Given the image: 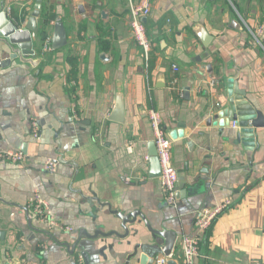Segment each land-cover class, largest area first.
Wrapping results in <instances>:
<instances>
[{"label":"crops","instance_id":"obj_1","mask_svg":"<svg viewBox=\"0 0 264 264\" xmlns=\"http://www.w3.org/2000/svg\"><path fill=\"white\" fill-rule=\"evenodd\" d=\"M37 5L34 57L15 59L0 37V156H27L22 164L0 158V264H78L83 253L86 264H139L136 247L152 243L151 230L178 235L172 261L183 264L181 239L197 234V212L226 199L233 206L201 233L196 264H264V127L249 146L237 142L239 123L221 116L237 83L264 123V0H151L147 59L129 0H0V15L6 9L25 31ZM58 19L67 45L53 51ZM151 110L173 142L176 206L149 177ZM47 159L58 161L56 173L43 171ZM34 191L71 232L37 220L28 209ZM110 209L145 220L125 230ZM96 230L121 236L65 246Z\"/></svg>","mask_w":264,"mask_h":264},{"label":"built area","instance_id":"obj_2","mask_svg":"<svg viewBox=\"0 0 264 264\" xmlns=\"http://www.w3.org/2000/svg\"><path fill=\"white\" fill-rule=\"evenodd\" d=\"M151 0H129V20L130 28L132 31L133 39L137 46L143 51L145 58L147 59L152 51V43L149 39L146 20L151 15ZM259 36L264 34V25L257 31ZM255 40L260 44L261 41L257 35L253 36ZM263 47V46H262ZM46 50H49L46 48ZM176 72L178 69H174ZM73 118L78 119L76 111L73 110ZM149 121L154 135V144L159 159L161 168V176L159 178L160 186L165 197L166 202L170 206H176L178 200L177 185H178V172L172 161V144L173 142L167 135L166 129L163 126V121L159 113L154 110L149 112ZM236 127L237 123H234ZM32 138L39 140L41 138L39 132V126L36 121L32 122ZM128 152L132 154V149L129 147ZM26 154L23 150L18 151H6L0 158L9 161L13 164H22L26 160ZM145 160L149 162V157L146 156ZM58 168V161L53 159H47L43 163V171L47 173H56ZM233 206L231 199H226L219 205L212 209H202L197 212L194 221V230L197 234L184 235L182 241V255L183 264H196L197 258L199 257L200 250V235L203 232L208 231L213 223L222 214L229 211ZM28 209L35 215L37 220L45 225L48 230H61L71 232L72 229L69 227H63L59 223L52 213L49 202L43 198L38 192L34 191L28 200ZM173 254L169 257L159 256L155 259L154 264H168L172 260ZM78 264H86L82 255L78 256Z\"/></svg>","mask_w":264,"mask_h":264},{"label":"water","instance_id":"obj_3","mask_svg":"<svg viewBox=\"0 0 264 264\" xmlns=\"http://www.w3.org/2000/svg\"><path fill=\"white\" fill-rule=\"evenodd\" d=\"M41 6H36V11L33 13L32 18L29 21V24L25 31H20L19 28L11 21L8 20L7 10L5 9L0 15V37L5 39L9 46H11L13 51V57L16 59L18 57H34L35 51L33 49L32 42V33L37 31V19L40 17ZM67 45V32L63 23L58 19V23L55 27V32L52 41V50L58 51L64 48ZM229 95V109L225 111L221 116L228 117L229 121H236L239 123V132L237 134V142H246L248 145L255 142V130L264 127L263 116L260 112H256L254 109L250 108L246 102H244L245 93L240 91L238 84L230 88ZM233 94L238 97H232ZM121 110V104L118 107V111ZM218 119V117H216ZM115 122H122L121 118L111 119ZM180 133L179 136H181ZM250 146V145H249ZM61 163L64 162L63 159L60 160ZM149 165L150 172L149 177L151 179H159L161 176V168L159 164V159L157 156V151L155 144L150 145L149 151ZM100 203V202H99ZM102 207L108 206L103 203H100ZM112 215H114L118 220L121 221V227L127 229L129 225L135 224L138 218L144 217L140 212H133L129 214L119 213L109 210ZM31 223V222H30ZM147 227L149 224L146 223ZM154 238L152 243L139 245L136 247L134 256L139 255V264H154L155 257L158 255H164L169 257L172 255L177 242L178 235L173 231H155L151 230ZM121 236L116 232L103 233L102 231L96 230L93 234H88L85 231H81L79 240L72 244L65 246L69 249L75 251L77 245L82 240V237H85L89 240H95L98 237H108V236ZM83 258L85 262L88 263V256L83 253ZM168 264H173V261L170 260Z\"/></svg>","mask_w":264,"mask_h":264},{"label":"trees","instance_id":"obj_4","mask_svg":"<svg viewBox=\"0 0 264 264\" xmlns=\"http://www.w3.org/2000/svg\"><path fill=\"white\" fill-rule=\"evenodd\" d=\"M71 64H72V65H74V63H73V62H71Z\"/></svg>","mask_w":264,"mask_h":264}]
</instances>
